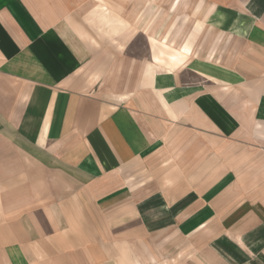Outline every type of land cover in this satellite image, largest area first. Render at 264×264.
<instances>
[{"label":"crops","instance_id":"obj_1","mask_svg":"<svg viewBox=\"0 0 264 264\" xmlns=\"http://www.w3.org/2000/svg\"><path fill=\"white\" fill-rule=\"evenodd\" d=\"M104 1L0 0V264H264V0Z\"/></svg>","mask_w":264,"mask_h":264},{"label":"rangeland","instance_id":"obj_2","mask_svg":"<svg viewBox=\"0 0 264 264\" xmlns=\"http://www.w3.org/2000/svg\"><path fill=\"white\" fill-rule=\"evenodd\" d=\"M177 3L178 0H131V27L143 29L156 22L163 24H175L181 22L179 21V18L184 15V9H182V7H178L175 11H172L171 9L176 7ZM101 4L106 7V2L104 0H101ZM102 11H110L109 15L114 18V22L112 24H122L121 15L119 13L120 11L117 7H114L113 9L110 7L108 10L104 9ZM145 33L149 35L153 34V32L150 33L147 31ZM132 46L136 54H143L145 52V37L143 34H139L135 37Z\"/></svg>","mask_w":264,"mask_h":264}]
</instances>
